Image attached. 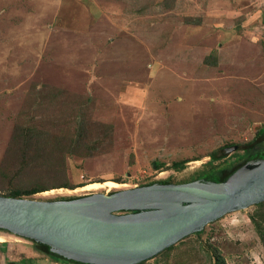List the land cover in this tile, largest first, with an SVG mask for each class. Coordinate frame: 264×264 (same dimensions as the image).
<instances>
[{
	"label": "rangeland",
	"instance_id": "1",
	"mask_svg": "<svg viewBox=\"0 0 264 264\" xmlns=\"http://www.w3.org/2000/svg\"><path fill=\"white\" fill-rule=\"evenodd\" d=\"M262 128L264 0H0L1 196L192 182L241 162L208 156ZM25 135L95 149L23 150ZM95 182L122 187L58 194ZM0 237V264H69ZM263 238L264 207L251 206L144 264H264Z\"/></svg>",
	"mask_w": 264,
	"mask_h": 264
},
{
	"label": "water",
	"instance_id": "2",
	"mask_svg": "<svg viewBox=\"0 0 264 264\" xmlns=\"http://www.w3.org/2000/svg\"><path fill=\"white\" fill-rule=\"evenodd\" d=\"M263 202L264 159H259L220 182H155L46 201L0 195V231L73 264H139L208 224Z\"/></svg>",
	"mask_w": 264,
	"mask_h": 264
},
{
	"label": "trees",
	"instance_id": "3",
	"mask_svg": "<svg viewBox=\"0 0 264 264\" xmlns=\"http://www.w3.org/2000/svg\"><path fill=\"white\" fill-rule=\"evenodd\" d=\"M82 136L83 135L80 134V137H82ZM13 137H14L13 141L14 140L16 141L17 136H13ZM40 139L37 140V136L36 137H33V136L30 137L28 135H25L23 142L19 141V143H22L23 150H25L26 148H31L33 146H36L35 151H37V150L38 151L42 150V152L49 151V153H47V154H51V153L55 152V153H59L60 156H66V155H78V156H80V155H82V156L90 157V155L92 154V152L95 149L94 146H90V145L88 146L85 143H79V142L75 141L72 145L69 146V148H63L60 150L59 149L60 144H58V145L54 144L52 146L46 145L45 141H47V140H45V137L43 136V140H40ZM47 144H49V143L47 142ZM232 147H236V150L242 151L243 156H242L241 162L237 163L234 166H230L229 168L203 175L200 178L208 180V181L220 182L224 176H226L227 174L232 172L238 166H240V165H242L248 161H256L259 159H264V128L259 129L257 131V134L254 137V139H252L250 142L243 144V145H234ZM53 149H56L57 151H53ZM225 150H226V148L222 147V148L212 152L211 154H209L208 157H209L210 163L217 162L221 159L226 158L227 154H226ZM55 159H57V157ZM36 161H34L33 164H35ZM173 167L175 169H180L182 167V163H175L173 165ZM56 169H57V163H56ZM200 178H198V179H200ZM159 182L168 183L165 181H159ZM60 187H65V186H60ZM43 191H45V190H39L38 188H32L30 190L24 191L23 193L20 191H14L10 194L9 197L20 198V197H22V195H32V194H35L38 192H43ZM66 199H68V198H66ZM255 206L260 207V208L264 207V202L260 203L258 205H255ZM199 234L200 233H198L196 235H199ZM259 234L262 236V234L260 232H259ZM31 243L33 244L34 249L37 252L45 254L46 256L53 258V259H56V260H59L61 262H65V263H69V264L71 263L67 260L60 258V257L48 254L43 246L35 244L33 242H31ZM170 249H172V246L168 249H165V251L170 250ZM6 264H21V263L7 262ZM71 264H73V263H71ZM139 264H144V262H141Z\"/></svg>",
	"mask_w": 264,
	"mask_h": 264
},
{
	"label": "bare ground",
	"instance_id": "4",
	"mask_svg": "<svg viewBox=\"0 0 264 264\" xmlns=\"http://www.w3.org/2000/svg\"><path fill=\"white\" fill-rule=\"evenodd\" d=\"M103 187H107L109 189H117V188H120L122 187V185H119L117 183H114V182H105V183H90V184H87V185H84L82 187H80V189L76 188V190H72V191H69L68 189H64V190H59V192H62V193H58V194H61V195H66V196H71V195H74V194H78V192H92V191H97V190H100L102 189ZM53 191L51 192H46L44 193L43 195H48V194H52ZM4 240L2 237H0V243H2Z\"/></svg>",
	"mask_w": 264,
	"mask_h": 264
},
{
	"label": "flooded vegetation",
	"instance_id": "5",
	"mask_svg": "<svg viewBox=\"0 0 264 264\" xmlns=\"http://www.w3.org/2000/svg\"><path fill=\"white\" fill-rule=\"evenodd\" d=\"M71 264V263H70Z\"/></svg>",
	"mask_w": 264,
	"mask_h": 264
}]
</instances>
